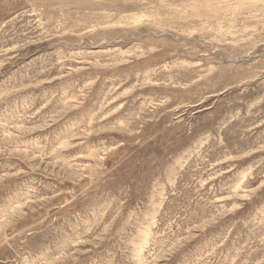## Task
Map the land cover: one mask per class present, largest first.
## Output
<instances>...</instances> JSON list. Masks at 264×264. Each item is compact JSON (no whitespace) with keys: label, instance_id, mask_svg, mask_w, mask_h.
Wrapping results in <instances>:
<instances>
[{"label":"rangeland","instance_id":"374dc122","mask_svg":"<svg viewBox=\"0 0 264 264\" xmlns=\"http://www.w3.org/2000/svg\"><path fill=\"white\" fill-rule=\"evenodd\" d=\"M0 264H264V0H0Z\"/></svg>","mask_w":264,"mask_h":264}]
</instances>
